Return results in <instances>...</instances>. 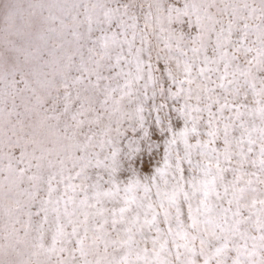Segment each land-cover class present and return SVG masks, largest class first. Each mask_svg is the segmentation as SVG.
<instances>
[{
    "label": "snow or ice",
    "instance_id": "6c2138e0",
    "mask_svg": "<svg viewBox=\"0 0 264 264\" xmlns=\"http://www.w3.org/2000/svg\"><path fill=\"white\" fill-rule=\"evenodd\" d=\"M0 264H264V0H0Z\"/></svg>",
    "mask_w": 264,
    "mask_h": 264
}]
</instances>
